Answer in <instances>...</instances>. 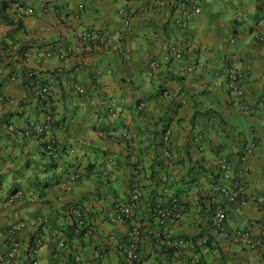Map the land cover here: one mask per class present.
I'll return each mask as SVG.
<instances>
[{
    "label": "crops",
    "instance_id": "crops-1",
    "mask_svg": "<svg viewBox=\"0 0 264 264\" xmlns=\"http://www.w3.org/2000/svg\"><path fill=\"white\" fill-rule=\"evenodd\" d=\"M178 1L6 0L20 26L8 36L11 26L0 19V260L7 228L23 221L10 264H123L130 221L108 215L115 200L137 194L134 219L166 236L207 234L208 241L175 250L145 235L132 264H264V245L230 236L244 228L264 239V43L256 40L264 33V0H193L200 11L183 27L174 21ZM121 5L131 15L128 31ZM84 29L107 31L109 48L80 42ZM185 36L195 52L164 62L161 41ZM67 45L72 50L60 58ZM152 54L160 65L148 75ZM228 58L243 71L245 111L226 99ZM22 68L32 84L48 88L45 97L34 94ZM30 121L49 123L59 143L55 163ZM248 142L254 150L241 172ZM236 177L246 186L242 202L216 189ZM17 190L28 195L16 199ZM171 197L177 207L160 225L152 209ZM216 203L228 236L211 227ZM75 208L86 227L74 223Z\"/></svg>",
    "mask_w": 264,
    "mask_h": 264
},
{
    "label": "built area",
    "instance_id": "built-area-1",
    "mask_svg": "<svg viewBox=\"0 0 264 264\" xmlns=\"http://www.w3.org/2000/svg\"><path fill=\"white\" fill-rule=\"evenodd\" d=\"M51 5H43L42 9H45ZM178 15L175 17V23L183 27L186 20L191 17V14L198 13L200 11L199 5H197L193 0H179L177 3ZM118 13L122 15L121 23L125 31L131 28V15L127 13L124 6L118 7ZM155 36L160 35L157 31H154ZM79 41L86 44H95L101 49H108L110 46V36L107 31L101 29H84L79 34ZM256 40L264 43V33H257ZM158 47L162 50V60L168 62L173 57H179L182 54H191L195 52V42L190 37H183L174 42L161 41ZM72 50V46L67 45L62 51L58 52L60 58H64ZM127 46H122L120 48L121 52H127ZM160 65V60L152 54L150 60L148 61L147 74L152 75L155 70ZM243 71L228 58L225 63V87H226V99L228 104L241 111L247 110L249 102L244 93L242 87ZM32 84V83H31ZM31 89L36 96L40 98L45 97L48 93V88L46 86H37L32 84ZM82 91V89H79ZM3 95H0V101H3ZM264 99H261V103ZM260 103V104H261ZM30 124H33L30 121ZM34 129L43 135L44 141L46 143L45 149L51 154V157L57 159L59 157V143L56 136L51 132L50 125L48 122H43L40 124H33ZM12 128V127H10ZM254 144L251 142L245 143L239 153V166L240 171L244 172L247 168V161L249 157L253 154ZM128 161L130 163L135 162V157L133 153L128 155ZM220 168L227 170L229 163L226 158H221L219 160ZM135 168L133 169V171ZM245 183L240 177H236L229 186H218L216 187L228 201H243L245 197ZM28 194L22 190H17L13 193V197L16 199H24ZM137 194H133L127 199H117L113 203L112 213L108 215L109 219L112 221L128 220L130 221L129 233L127 240L121 244V249L123 252V264H132L138 259V248L143 236L148 235L156 238L160 244L165 247L184 250L187 247L197 248L207 243L208 235L200 234L193 237L184 236H166L159 229L154 228L148 221H141L139 219H134V207ZM177 207V199L171 197L168 204L162 202H157L152 211L155 217L158 219V223L163 225L168 221L174 214V209ZM74 219L77 222V226L86 227L84 216L79 208H75ZM224 222V208L222 204L216 203L214 205L211 214V227L216 233H220L223 236H228V233L223 229ZM24 222H18L17 224L7 228L6 232L9 237V247L4 252L0 264H10L15 257L16 251L19 246V241L17 235L24 226ZM88 230L91 228L87 227ZM230 236L234 238H240L244 240L250 247H255L259 245H264V239L253 234L249 229H237ZM113 238V235L110 236ZM41 237L39 235L35 236L32 240L34 245H39L41 243ZM62 243H60L61 245ZM26 264H38L37 259H31Z\"/></svg>",
    "mask_w": 264,
    "mask_h": 264
},
{
    "label": "trees",
    "instance_id": "trees-1",
    "mask_svg": "<svg viewBox=\"0 0 264 264\" xmlns=\"http://www.w3.org/2000/svg\"><path fill=\"white\" fill-rule=\"evenodd\" d=\"M7 2H6V0H1L0 1V19L5 23V24H7V25H9V26H11L10 28H9V30H8V32H7V35L8 36H11V34H12V32L16 29V28H18L19 26H20V21L19 20H14L8 13H7V11H6V9H7ZM260 4H258L257 5V9L260 11ZM26 73H27V75H26ZM21 75H22V77H24V81H25V79H27L29 82H30V84L31 83H33V82H31V80H32V78H33V75H32V73H30V74H28V72L24 69V68H22L21 69ZM28 82V83H29ZM32 85V84H31ZM27 120H28V118H27ZM28 123H30V122H28ZM33 127V126H32ZM33 129H34V127H33ZM14 130V129H13ZM35 131V130H34ZM37 132V131H36ZM38 133V132H37ZM40 134V133H39ZM40 135H42V134H40ZM42 138H43V135H42ZM45 145H46V143H45V141H44V138H43V141H42V150H43V152L47 155V157L51 160V162H56V160L57 159H55V158H53V157H51V154L48 152V151H46V149H45ZM40 188V187H39ZM15 192V191H14ZM73 220H74V223L77 225V222L75 221V219H74V217H73ZM184 237H187V236H184ZM168 248V247H167Z\"/></svg>",
    "mask_w": 264,
    "mask_h": 264
}]
</instances>
